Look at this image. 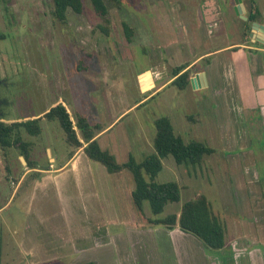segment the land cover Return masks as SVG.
Segmentation results:
<instances>
[{
    "label": "rangeland",
    "instance_id": "374dc122",
    "mask_svg": "<svg viewBox=\"0 0 264 264\" xmlns=\"http://www.w3.org/2000/svg\"><path fill=\"white\" fill-rule=\"evenodd\" d=\"M192 1L193 5L197 3V0ZM176 2L187 8L192 4L189 0H109L108 12L102 18L94 11L90 0H82L81 12L68 9L63 21L53 16L51 0L0 2V111L6 112L8 117H22L49 107L61 95L69 103L77 98L89 121L107 124L118 111L148 95L139 91V72L161 64L166 75L159 82L169 77L171 65L178 58L174 55H164L163 58L156 51L158 44H174L177 48L179 40H186L175 33V30L181 31L174 7ZM122 23L132 31L130 41ZM172 40L176 42L172 43ZM239 41L238 36L229 40L213 39L202 49ZM139 80L143 91L152 87L148 72L140 75ZM111 83L113 92L109 97L107 85ZM152 96L142 101L139 107L127 110L100 141L104 144V141L118 140L125 134L139 135L140 129H146L144 139H153L155 118L167 116L174 132L185 141L207 143L214 153L205 156L199 165L179 166L171 156L161 160L163 167L156 180L176 181L180 186V200L166 204L156 216L144 202L142 213L137 212L136 218L128 215L121 220L109 218L108 224L98 225V230L95 229L103 242L95 246L91 239L93 226L82 225L79 235L64 234L69 226L61 213L62 202L52 190L34 189L31 176L20 180L24 171L22 165L27 161L18 148H0V264H79L86 261L94 264H237L227 250L233 240H229L230 237H243L259 244V238L255 237L254 216L251 215H263V212L250 210L251 202L246 198L241 176L242 166L253 165V156L249 154L250 157L244 161L238 154L243 147L228 145L230 130L211 122L207 114L196 113L200 96L189 86L180 89L168 83ZM189 115L196 120L189 119ZM43 122L40 135L28 139L37 140L32 148L33 154L37 164L45 166L48 155L44 146L48 145L52 153L59 156L65 155L69 146L63 139L58 121ZM21 134L23 139H27L25 131ZM259 145H247L246 149H254L256 153ZM152 152L151 143L150 147L133 152V157L141 161ZM235 186L241 188L237 196L234 194ZM254 189L260 200L257 187ZM199 194L207 197L213 213L225 224L226 237L222 249L203 250L200 241L189 233L181 242L167 233L162 225L148 220L179 210L183 202ZM106 207L108 215L111 211L126 212L130 208L124 200L117 205L119 209H113L109 203ZM128 211L130 213V209ZM124 219L131 223L123 224ZM26 220L31 222L26 234L32 242L44 238L48 246H62L63 255L57 258L35 254L22 256L16 248V241L25 231ZM158 227L162 229L158 230ZM12 246L15 249H11ZM74 246L80 248L76 255H73ZM213 260L216 263H212Z\"/></svg>",
    "mask_w": 264,
    "mask_h": 264
},
{
    "label": "crops",
    "instance_id": "0c3cea01",
    "mask_svg": "<svg viewBox=\"0 0 264 264\" xmlns=\"http://www.w3.org/2000/svg\"><path fill=\"white\" fill-rule=\"evenodd\" d=\"M213 3L215 4L213 0H204L200 5L197 3V7L199 6L198 22L202 23V31H197L192 25L191 16L185 11L186 8L181 2H176L174 7L178 12L176 16H179L178 24L181 23V31L179 33L175 30V33L178 35L181 34L179 37L183 36L186 40H179L176 44L178 45L177 48L174 47V44H158V51L156 52L163 58L170 57L171 55L178 58L176 59L177 62L175 63L174 61V65H171L172 68L181 64H186L183 71H189V78L197 72L204 73L206 82L203 80L202 76H200L199 85H197L196 88H193L190 83L187 85L192 92L200 96L198 103H196V113H205L211 122L228 129V131L230 130L228 145L235 146L236 148L243 147L238 150V154L244 161L250 157L249 154L253 156V165L246 167L242 166L243 174L241 176L243 177L242 181L246 189V198L251 202L250 210H261L263 212V215H251V217L254 216L253 223L255 222V232L257 234L255 237L259 238L260 245L256 241L234 236L233 238H229V240H233H231V243L229 241L230 249L227 250L228 253L235 258L237 264H264V44L256 40L257 38H264V31L261 29H254L251 26L248 32V39L242 40L240 24L230 17L229 13L225 18L224 14L216 10ZM243 4L245 10H248L250 14L257 13V18L252 22L256 21L264 25V0H252V3L249 0H243ZM204 5H207L208 8L202 10L201 7H204ZM225 19H228V21L229 19L231 20V23L227 27L225 26ZM189 31V35L192 36L191 38H189L188 35ZM197 35L201 36L200 39L197 38ZM237 36L241 41L229 42L212 49H202V47L207 46L213 39L226 38L229 40ZM171 42L175 43L176 41L172 40ZM163 67L164 66L160 64L156 68H147L137 74L139 91L142 94L147 92L148 95L139 99L130 107L118 111L110 122L99 125V123H94V120L89 121V119H87L90 124L98 125L97 129H95L94 136L100 147L108 150L120 163L125 162L129 156L133 157V152L137 153L139 149L145 146L150 147L153 139L149 137L148 139H144L143 133L146 129H144V131L140 129L139 135L132 134L133 136H129L125 134V136L118 137V140L104 141L105 145L100 140L112 129V125L122 118L127 110L139 107L142 101L147 98H152V95L166 84H173L172 80L175 76H172V70L169 73V77L165 78L166 80L163 79V81L159 82L161 78L166 75ZM146 72L149 73L152 87L143 91L139 77ZM157 81L159 84H156ZM107 89H109L108 96L111 97L113 84L107 85ZM78 101L77 98H73L72 102L69 103L61 95H58V97L51 102L49 107L26 114L22 117H8L6 112L0 111V120L9 123L40 117L39 125L42 130L41 125L44 123L43 121L49 120L43 115L52 106L61 103L65 106L72 123H75V115L83 114L86 117ZM189 119L193 121L196 120L191 116ZM75 130L80 141L84 145L78 130L76 128ZM40 133L37 135H30L26 132L27 139L24 140L29 143L27 158L32 165H28L27 163L22 165L24 171L21 173L20 180L23 181L25 176H31V184L34 189H41L43 192L52 190L53 194L57 196V199L62 202L61 213L65 215L69 226V230L64 233L65 235L70 232L79 235L81 231L80 227L86 224L94 228L91 231V239L94 245L97 246L96 244H102V236L99 232L95 231V229L98 230V225L108 224L110 221L109 218L113 217L121 220L124 215H128V217L134 218L135 214L138 212L131 199L134 181L130 172L128 170L127 172L126 170H122L116 173H109L106 171L105 167L101 168L97 164L99 162L90 160L83 152V147L73 148L68 144L69 149H67L65 155L62 156L53 154L48 145L44 146V150L48 155V164L45 166L38 165L32 149L37 140L31 141L28 138L32 136L38 137ZM255 143L261 145H259L260 148H257L256 153H254V149H246L247 145ZM233 155L234 153L230 154V156ZM18 157V159H21V155H18ZM22 160L24 161L23 158ZM181 165L188 166L189 164ZM18 184L19 181L16 187ZM255 187H257L259 191L260 200L256 195L258 193L255 192ZM240 189L241 188L238 186H235V196L239 195ZM122 200L127 202L130 207L126 211L127 214L125 210H121L120 212L119 210L115 211L116 213L111 211L109 215L107 212L105 213L107 203H109L110 207L115 209L118 208L117 205ZM114 203H117V205H113ZM129 209L131 214L128 211ZM179 210L171 213L178 214ZM43 220L45 219L41 221ZM126 223L131 222L124 219L123 224ZM30 227L31 222L26 220L25 231H22V235L16 241V248L20 250L22 256L29 257L35 254L57 258L56 256L63 255L62 246H48L44 238L43 240H38V242H32L31 238L26 234ZM163 228L167 233H170L171 236L179 238L181 242H184L185 238L188 236L187 232L181 230L178 225L172 228L163 226ZM157 229L160 230L162 228L158 227ZM65 235L63 237H65ZM200 245H202V243ZM11 249L15 248L12 246ZM202 249H205L204 246ZM73 250V255H76V252L80 251V248L74 246ZM212 263H216L215 260H213Z\"/></svg>",
    "mask_w": 264,
    "mask_h": 264
},
{
    "label": "trees",
    "instance_id": "16d2710c",
    "mask_svg": "<svg viewBox=\"0 0 264 264\" xmlns=\"http://www.w3.org/2000/svg\"><path fill=\"white\" fill-rule=\"evenodd\" d=\"M109 0H90L94 11L104 18L108 12ZM252 3V0H249ZM6 2V0H0ZM53 16L63 21L67 10L76 13L82 10V0H51ZM248 20L257 18V13L250 14ZM124 33L130 41L132 31L126 23H122ZM106 31L105 28H103ZM107 33V32H106ZM186 64L172 68V83L183 89L189 84V71H183ZM49 120H57L64 132L66 143L73 147H83V152L92 161L102 164L109 173L128 170L134 181L131 199L135 209L142 213L143 203L147 202L152 215L161 213L167 203L180 200V188L176 181L159 182L157 174L162 169V158L171 156L177 165L199 164L203 158L214 152L206 143L198 140L185 141L174 132L173 126L167 116H159L154 121L155 135L153 138L154 152L147 154L141 161L129 156L125 162H118L106 149H102L95 138L97 124H90L83 114H77L75 123H72L65 106L57 103L44 115ZM39 119L31 118L20 121L4 122L0 120V148L16 147L21 155L28 161L29 143L22 138V131L30 135L40 133ZM75 128L80 134V141ZM32 167V166H31ZM149 222L172 228L178 225L184 232L195 236L207 249H222L225 244V227L219 217L213 213L211 203L203 194L181 204L177 213H170L163 217H150ZM80 264H94L83 262Z\"/></svg>",
    "mask_w": 264,
    "mask_h": 264
},
{
    "label": "flooded vegetation",
    "instance_id": "af4514ba",
    "mask_svg": "<svg viewBox=\"0 0 264 264\" xmlns=\"http://www.w3.org/2000/svg\"><path fill=\"white\" fill-rule=\"evenodd\" d=\"M190 2L192 0H189ZM196 1V0H195ZM215 2V4L213 3V6H215L216 10L221 13L224 14L225 18L226 15L229 13L230 17H232L235 21H237L238 24H240V28H241V36L242 38H246L248 39V32L250 30V27L252 25V20H248V16L250 15V13L248 12V10H244V15L246 16V19H242L239 15H237L234 10H233V6H234V0H213ZM192 1L190 8H186V13L189 14L191 16L192 19V25L193 27L197 30V31H202V23L198 22V7L197 5L202 4V2H204V0H197V3L193 5ZM243 2V0H242ZM208 8L207 5H204V7H201L202 10ZM245 9V7H244ZM231 23V20L229 19H225V26L227 27L229 24ZM225 27V28H226ZM208 35V34H206ZM243 38V39H244Z\"/></svg>",
    "mask_w": 264,
    "mask_h": 264
},
{
    "label": "water",
    "instance_id": "95a60500",
    "mask_svg": "<svg viewBox=\"0 0 264 264\" xmlns=\"http://www.w3.org/2000/svg\"><path fill=\"white\" fill-rule=\"evenodd\" d=\"M234 12L239 15L242 19H246V16L244 15V4L242 0H234V6H233ZM252 28L261 29L264 31V25L259 24L258 22H252ZM260 43L264 44V38H257ZM202 76L203 80L206 82V78L203 72H197L193 76L189 78V83L193 88H196L197 85H199V77Z\"/></svg>",
    "mask_w": 264,
    "mask_h": 264
}]
</instances>
